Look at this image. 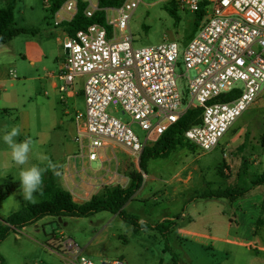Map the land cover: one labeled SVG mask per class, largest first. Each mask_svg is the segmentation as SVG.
<instances>
[{
  "label": "rangeland",
  "instance_id": "rangeland-1",
  "mask_svg": "<svg viewBox=\"0 0 264 264\" xmlns=\"http://www.w3.org/2000/svg\"><path fill=\"white\" fill-rule=\"evenodd\" d=\"M9 3L14 6L17 26H41L46 22L51 1L0 0V8ZM194 18V12L182 9L175 0H141L130 20L134 45H154L169 38L178 40L183 47L194 30ZM54 45L56 50L63 46H57L55 41ZM3 59L0 54V63ZM8 60L0 70V135L18 127L17 142L30 139L32 146L27 163L18 165L11 159V150L0 141V219H6L22 206L19 186L9 191L11 182H19L21 168L32 164L47 168L51 161L55 168L46 170L43 184L48 174L64 184L61 172L80 146L74 138L75 112L84 108L82 79L74 84L75 97L65 93L64 100L58 88L50 86L49 81L61 83L56 76L48 77L49 71L58 73V63L51 60L52 69L44 71L41 66H30L27 60H18L17 65ZM10 69L16 71L17 77L9 74ZM27 73L36 77L29 78ZM176 73L188 74L184 64L176 67ZM177 80L181 88L188 87L183 76ZM116 108L117 111L110 106L108 111L128 117L120 106ZM136 132L141 139L145 138L139 127ZM116 156L120 176L113 183L119 180L127 185L128 172L140 170V161L122 148L116 149ZM244 159L248 173L238 180ZM114 163L112 160L111 165ZM99 165L98 161L92 163L93 168ZM146 172L142 187L124 207V213L148 226L136 229L119 213L109 210L91 216H65L61 220L45 216L11 231L0 243V264H64L48 245L57 228L73 238L97 264L107 258L123 259L125 264H264V251L250 248L264 244V185L255 186L234 201L195 198L196 191L244 184L264 172V88L256 103L242 112L216 147L203 150L194 144L179 146L167 157L150 158ZM43 199L41 193L35 195V202ZM183 210V217L174 218ZM165 219L173 220L168 231L155 227ZM190 222L198 235L178 231V226Z\"/></svg>",
  "mask_w": 264,
  "mask_h": 264
},
{
  "label": "built area",
  "instance_id": "built-area-1",
  "mask_svg": "<svg viewBox=\"0 0 264 264\" xmlns=\"http://www.w3.org/2000/svg\"><path fill=\"white\" fill-rule=\"evenodd\" d=\"M175 1L194 13L201 6L205 10L194 36L183 47L169 38L154 45H134L130 20L141 0H123L118 6H100L99 0H65L53 13L54 25L63 29L58 39L65 56L58 73L49 72L48 76L61 81H55L54 86L63 100L65 93L67 97L77 94L74 84L78 78L83 84L84 108L75 112L74 138L79 151L68 158L79 179L69 189L77 202L88 200L93 190L106 184H121L119 180L113 183L120 176L117 148L140 161L145 146L190 108L200 106L202 113L200 122L184 131L185 138L203 150L216 147L264 88V0ZM81 2L86 3V17L102 11L104 22L69 33L63 23L75 17ZM181 64L188 74L176 73ZM11 74L15 76L14 71ZM178 76L185 78L188 87L179 86ZM226 93L234 95L215 99ZM110 106L115 111L120 106L128 117L112 114ZM136 127L145 132L144 139ZM94 161L99 167H92ZM66 172L73 173L70 169ZM53 232L48 245L64 264H97L60 228ZM99 264L125 262L107 258Z\"/></svg>",
  "mask_w": 264,
  "mask_h": 264
},
{
  "label": "trees",
  "instance_id": "trees-1",
  "mask_svg": "<svg viewBox=\"0 0 264 264\" xmlns=\"http://www.w3.org/2000/svg\"><path fill=\"white\" fill-rule=\"evenodd\" d=\"M50 1L51 3L48 7V11L49 14L53 16V13L59 9L65 0ZM122 2L123 0H99L100 6H118L122 4ZM85 7L86 3L81 2L75 17L71 21L63 23V26L69 33H74L79 29L86 28L88 24L93 22H104L102 11L97 12L94 17H86L84 15ZM172 13L174 14V11H172ZM204 13L205 10L203 6L195 12L193 22L194 30L188 36V39L194 36ZM28 31L33 30L17 26L14 6L12 3L0 8V44L6 43L15 36ZM232 95H234V93L221 94L215 99L227 100ZM201 113L202 107L200 106L188 109L183 116L155 142L145 146L140 157L139 164L141 169H133L128 172L129 182L127 185H122L120 183L106 184L101 187L99 192L94 193L88 200L77 202L74 200L72 192L67 187L59 184L51 174H48L44 179L43 190L41 192L44 197L42 201L35 203L23 201L22 206L17 211L11 213L6 219H0V243L11 233V231L24 228L45 216L58 218H63L65 216H91L99 211L109 210L111 212L119 213L129 223L134 224L136 229L148 226L146 222H141L133 217H128L124 213V207L133 199L136 192L142 187L144 180L143 174L147 173L146 166L150 158H164L169 156V154L179 146L183 147L185 145L193 144L185 138L184 131L191 125L200 122ZM219 170L222 174L223 171L220 168ZM247 173L248 163L247 160L244 159L241 170L238 173V180H242V177L247 175ZM257 185H264V172L261 175L256 176L255 179H251L246 183L244 182V184L237 182L226 188H206L201 191H196L195 198H226L229 199V201H234L235 199L246 195ZM18 186V181L11 182L9 185V191H12ZM5 196L6 193L2 192V197ZM181 214H178L174 218H180ZM171 224H173L172 219H165L163 222L156 224L155 227L168 231ZM52 234H54V232H52L51 235ZM0 258L2 259L1 256Z\"/></svg>",
  "mask_w": 264,
  "mask_h": 264
},
{
  "label": "crops",
  "instance_id": "crops-1",
  "mask_svg": "<svg viewBox=\"0 0 264 264\" xmlns=\"http://www.w3.org/2000/svg\"><path fill=\"white\" fill-rule=\"evenodd\" d=\"M45 18H46V22L44 23L42 22V24H40L41 26H19V27L31 29L33 31L21 33L15 36L14 38H12L10 41L0 44V54L4 56V59L0 63V70L6 67V65L9 62L8 59H10V62H13L15 65H17L18 60H23V61L27 60L30 66L36 69L38 66H41L44 71H48L52 69L50 68L51 60L55 62V65L56 63H58L57 65L59 66L60 61L65 56L64 55L65 49L63 48V46L60 45L61 42L58 39V36L63 34V29L62 28L60 29V27L58 28L54 25L52 15L46 14ZM42 32L44 36H42L41 34ZM54 41L56 45L58 44L57 46H61V48L59 47L56 50ZM19 57L21 59H19ZM11 71H14L15 76L11 74ZM9 74L13 78L17 77L15 70L10 69ZM27 77L32 78L36 76L35 75L32 76L31 73H27ZM49 84L53 89H57L54 86L55 81H51V82L49 81ZM73 97H75V95ZM71 165H72L71 162L66 163L64 170H62L61 172L62 174L61 179L64 183L63 186L67 187L70 190L71 188H73L72 183L79 182V179L77 177L78 175L74 173L73 166ZM67 169H70V171L73 173L69 175V173L66 172ZM80 171L82 172L81 169ZM99 189L100 188L93 190L94 191L93 194L98 192ZM138 191L134 195L133 199L136 198ZM132 200H130L127 204H129ZM184 215H185V210L182 211L181 217H183ZM178 231L185 235H198V232L194 229L192 222L188 223V225L185 226H178ZM242 244L245 243L242 242ZM250 248L260 249L264 251V244H257Z\"/></svg>",
  "mask_w": 264,
  "mask_h": 264
},
{
  "label": "clouds",
  "instance_id": "clouds-1",
  "mask_svg": "<svg viewBox=\"0 0 264 264\" xmlns=\"http://www.w3.org/2000/svg\"><path fill=\"white\" fill-rule=\"evenodd\" d=\"M19 135V128L12 127L10 131L0 135V141L11 150V159L18 165H25L29 159L32 141L24 139L17 142L15 137ZM55 168V164L48 162L47 168L39 164L21 168L19 171V193L22 199L28 203H35V195L43 190V177L47 169Z\"/></svg>",
  "mask_w": 264,
  "mask_h": 264
},
{
  "label": "water",
  "instance_id": "water-1",
  "mask_svg": "<svg viewBox=\"0 0 264 264\" xmlns=\"http://www.w3.org/2000/svg\"><path fill=\"white\" fill-rule=\"evenodd\" d=\"M62 218L61 217H59V220H61Z\"/></svg>",
  "mask_w": 264,
  "mask_h": 264
}]
</instances>
